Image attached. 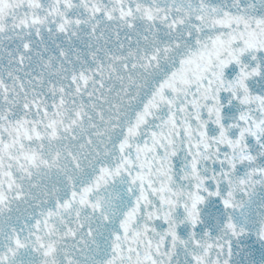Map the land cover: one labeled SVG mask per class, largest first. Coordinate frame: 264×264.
I'll return each instance as SVG.
<instances>
[{
	"label": "snow or ice",
	"instance_id": "1",
	"mask_svg": "<svg viewBox=\"0 0 264 264\" xmlns=\"http://www.w3.org/2000/svg\"><path fill=\"white\" fill-rule=\"evenodd\" d=\"M0 264H264V0H0Z\"/></svg>",
	"mask_w": 264,
	"mask_h": 264
}]
</instances>
